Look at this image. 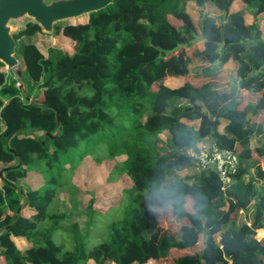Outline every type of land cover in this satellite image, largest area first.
<instances>
[{
	"label": "trees",
	"instance_id": "obj_1",
	"mask_svg": "<svg viewBox=\"0 0 264 264\" xmlns=\"http://www.w3.org/2000/svg\"><path fill=\"white\" fill-rule=\"evenodd\" d=\"M185 1L112 0L62 27L73 41L72 53L51 59L29 42L18 50L24 64L20 80L0 70V264H264V241L254 237L264 229V184L256 183L264 179V126L250 122L264 112V39L258 25L264 0H238L248 8L249 23L243 8L231 10L237 0H192L222 11L204 16L199 28ZM40 31L28 22L13 36L17 42ZM199 36L203 49L195 56L209 64L203 71L215 77L233 63L235 83L228 91L219 92L212 81H190L186 47ZM170 76L184 81L170 87ZM241 91L246 99L240 106ZM222 118L227 122L220 132ZM253 136H263L260 144H250ZM201 141L238 155L237 171L224 188L211 169L200 170L192 182L174 175L191 165L184 149ZM87 157L97 166L113 162L107 181L125 176L131 183L120 219L89 250L84 240L98 213L96 200L86 203L83 230L77 223L68 227L67 246L53 240L66 211L51 210L59 193L75 195L64 178ZM34 164L42 183L23 190L17 181ZM252 202L251 223L235 225L237 212ZM23 206L34 211L31 219L17 212ZM161 213L187 223L177 232L166 230L157 220ZM12 237L32 246L22 252ZM171 249L188 252L172 257Z\"/></svg>",
	"mask_w": 264,
	"mask_h": 264
},
{
	"label": "rangeland",
	"instance_id": "obj_2",
	"mask_svg": "<svg viewBox=\"0 0 264 264\" xmlns=\"http://www.w3.org/2000/svg\"><path fill=\"white\" fill-rule=\"evenodd\" d=\"M49 1V0H46ZM213 5V4H212ZM192 6V7H191ZM214 6V5H213ZM185 9L190 14L193 19L195 25L199 28L201 19L206 15H219L218 12L214 10L212 6L206 5L202 8H199L197 5H190L186 2L184 4ZM244 12H248V8H243ZM260 31L264 35V13L259 15ZM86 18L85 15H81L76 18H70L67 20L56 22L54 25V30L57 32L45 33L40 31L31 37H22L16 42V53L18 63L12 68H6L2 66L0 70L6 75V78H16L20 80V74L24 69L23 59L19 54V47L29 42L35 43L40 49H42L45 53V57H50L51 59H55L60 52L72 53L74 49L73 41L67 37H65L60 30L67 23H78L83 21ZM28 22H34L32 18L26 16L17 20H12L11 24L14 25V31H18L25 27ZM199 40H201L200 36L195 37L193 39H189V45L186 47V53L190 56L195 54L199 47ZM252 42V41H250ZM193 45V47H191ZM190 69L193 72V76L197 79L196 82H199V58L193 60L190 64ZM234 75L229 77L227 81V85L224 87H218V91H228L234 81ZM173 83H178L177 80H172ZM179 81V80H178ZM170 83V80H167ZM89 94L92 93V90L89 86L85 87ZM39 98L40 94L37 95ZM246 99V93L244 91L240 92V106L243 105V102ZM184 100H180L178 103H184ZM259 114L255 118H250V122L261 123L264 126V112L259 111ZM185 122L192 127H196L198 125V120L196 121H188ZM226 120L221 119V123L219 125V130L222 131L223 126ZM1 126V123H0ZM167 138L166 132H162L159 134V140L162 144H165ZM263 136H253L250 140V144L252 146H256L260 144ZM121 159V158H120ZM113 165L112 161L103 162L101 165L97 166L91 160V158H86L81 165L71 174H67L65 176V181L67 187H74L76 189V193L70 199L68 198L67 193H59L56 197L55 201L51 205L52 211L64 212L66 211V219L64 222H61L58 229L53 232V240L56 243L67 242L66 237L70 235L68 227L72 224L77 223L80 230H83L87 223L89 213L86 210V203L89 201L91 197H93L95 201L94 207L97 209V215L95 216L93 223L90 226L87 238L84 240L85 250H89L95 244L105 240L107 238V227L110 223L117 221L120 219V205L125 201L126 195L130 193V181L127 177L123 176L118 178L115 182L107 181V174ZM36 164L32 165L29 169L36 170ZM199 169L195 168L193 165L188 167L180 168L174 171V175L178 177H182L189 182L197 180L199 177ZM254 170H249V175L253 174ZM173 175H169L166 178V182H168ZM30 183L32 182H23L18 180L17 185L21 187L23 190H27L30 187ZM42 183V179L39 175H37V186ZM257 185L260 186L264 184L259 179L256 180ZM133 194V193H131ZM114 206V207H113ZM253 202L249 206L247 210L239 211L238 216L236 217L235 225H239L242 223L250 224L253 218ZM32 212H28L26 209L21 210V214L27 218H31ZM205 216H202V220H205ZM159 225L166 229L177 232L179 226L186 222L187 220L178 219L170 215L169 213L164 215L163 218L160 216L157 218ZM232 225H228L226 228L231 227ZM219 239V238H218ZM68 242L66 243V246ZM106 264H111L110 262Z\"/></svg>",
	"mask_w": 264,
	"mask_h": 264
},
{
	"label": "water",
	"instance_id": "obj_3",
	"mask_svg": "<svg viewBox=\"0 0 264 264\" xmlns=\"http://www.w3.org/2000/svg\"><path fill=\"white\" fill-rule=\"evenodd\" d=\"M111 2L112 0H0V62L6 68H12L18 63L15 56L16 40L13 36L17 31H14L12 20L28 16L40 26L41 31L51 33L56 22L97 11Z\"/></svg>",
	"mask_w": 264,
	"mask_h": 264
},
{
	"label": "crops",
	"instance_id": "obj_4",
	"mask_svg": "<svg viewBox=\"0 0 264 264\" xmlns=\"http://www.w3.org/2000/svg\"><path fill=\"white\" fill-rule=\"evenodd\" d=\"M186 2L188 3V4H192V5H196L195 4V2L194 1H192V0H186L185 1V4H186ZM206 5H209V6H212L213 8H214V10L216 11V12H218V14L219 15H221L222 14V11L218 8V7H216L214 4V6L212 5V3H209V4H205V5H203V6H199V8H202V7H204V6H206ZM192 7V6H191ZM242 8H244V6L242 5V3L240 2V1H235L234 3H233V5L231 6V10H239V9H242ZM186 10V9H185ZM187 11V10H186ZM188 12V11H187ZM264 13V12H263ZM262 14V13H261ZM190 15V14H189ZM219 15H217V16H219ZM260 15V14H259ZM259 15H258V22H259V19H260V17H259ZM210 16H213V15H210ZM193 20V19H192ZM245 20H246V22L247 23H249L251 20H252V17H251V15L247 12L246 13V15H245ZM194 22V21H193ZM259 25H260V22H259ZM260 29H261V27H259ZM201 38V37H200ZM261 38L262 39H264V35L261 33ZM191 47H193V45L191 46ZM39 49H40V47H38ZM203 49V39L201 38V40H199V47H198V49L196 50V51H201ZM40 51L45 55V53H44V51L42 50V49H40ZM195 52V51H194ZM189 56V55H188ZM190 57V59H191V61H190V63H189V72H190V81H192V82H194V83H197V84H199V85H201V84H204V83H207V82H214L215 83V85H216V89L218 88V87H224V86H226L227 84V81L229 80V77L231 76V75H234V73L231 71L232 70V68H234V65H233V63L232 62H228V64H227V66L226 67H223V69H222V71L219 73V75L218 76H215V77H212L211 75H210V72L211 71H203V68L204 67H207L209 64L204 60V58L202 57V56H195V54H192V55H190L189 56ZM198 59L199 58V82H196V78L193 76V72L191 71V69H190V64H191V62L193 61V60H195V59ZM167 80H170V83L169 82H167L166 81V84L168 85V86H170V87H175V86H178V85H180V84H182L183 83V81H184V79H183V77H181V76H178V77H176V76H170V77H168V79ZM172 80H177V82L178 83H173V81ZM179 80V81H178ZM218 90V89H217ZM222 92H226V91H222ZM227 122V121H226ZM225 122V123H226ZM4 128V126H3V124H1V126H0V129H3ZM220 131V130H219ZM221 132V131H220ZM37 175H39L38 173H37V170H31V169H29L28 170V174H27V176L25 177V178H23V179H19L20 181H23V182H32V183H30V187L29 188H35V187H37ZM40 176V175H39ZM261 182H264V179H261L260 180ZM23 202V201H22ZM23 209H26L28 212H32L31 214H33L34 213V211H32V210H30L29 208H27L26 206H23L22 208H21V210H23ZM21 210H20V207H19V211L21 212ZM25 217V216H24ZM27 218V217H26ZM28 219H31V218H28ZM182 220H184V218L182 219ZM184 223H187V221L186 222H183L182 224H184ZM258 230V229H257ZM261 230H263V233H264V229H262L261 228ZM12 239H13V241H14V243L16 244V246L18 247V249L20 250V251H25L26 249H28V248H30L31 246H32V243L31 242H29V241H27L25 238H23V237H12ZM66 239H67V237H66ZM188 251H184V250H177V249H171V256L173 257V256H175V255H178V254H185V253H187ZM111 264H114L113 262H110ZM86 264H93V262L90 260V261H88ZM133 264H136V263H133ZM144 264H155V261L154 260H149L148 262H146V263H144ZM171 264H175L174 262H171Z\"/></svg>",
	"mask_w": 264,
	"mask_h": 264
},
{
	"label": "built area",
	"instance_id": "obj_5",
	"mask_svg": "<svg viewBox=\"0 0 264 264\" xmlns=\"http://www.w3.org/2000/svg\"><path fill=\"white\" fill-rule=\"evenodd\" d=\"M20 83H16L19 85ZM189 157L191 165L199 170H214L222 182V188L230 184L232 176L238 167V155L229 149L219 147L215 142L201 141L184 149ZM254 237L258 241H264V233L259 236L257 230ZM230 263V260H228Z\"/></svg>",
	"mask_w": 264,
	"mask_h": 264
},
{
	"label": "clouds",
	"instance_id": "obj_6",
	"mask_svg": "<svg viewBox=\"0 0 264 264\" xmlns=\"http://www.w3.org/2000/svg\"><path fill=\"white\" fill-rule=\"evenodd\" d=\"M153 198H154V199H157V200H160V199H161V197H160L159 195H155ZM163 202H164V203H167V201H163ZM149 211H154V209L150 208ZM163 216H164V214L161 213V217H162V218H163Z\"/></svg>",
	"mask_w": 264,
	"mask_h": 264
},
{
	"label": "bare ground",
	"instance_id": "obj_7",
	"mask_svg": "<svg viewBox=\"0 0 264 264\" xmlns=\"http://www.w3.org/2000/svg\"><path fill=\"white\" fill-rule=\"evenodd\" d=\"M258 232L262 235L263 234V230H258Z\"/></svg>",
	"mask_w": 264,
	"mask_h": 264
},
{
	"label": "flooded vegetation",
	"instance_id": "obj_8",
	"mask_svg": "<svg viewBox=\"0 0 264 264\" xmlns=\"http://www.w3.org/2000/svg\"><path fill=\"white\" fill-rule=\"evenodd\" d=\"M4 66V65H3Z\"/></svg>",
	"mask_w": 264,
	"mask_h": 264
}]
</instances>
